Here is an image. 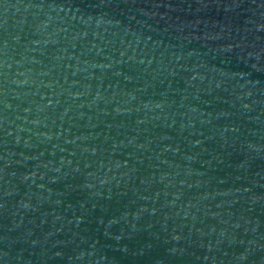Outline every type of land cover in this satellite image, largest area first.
Listing matches in <instances>:
<instances>
[{"label":"water","instance_id":"water-1","mask_svg":"<svg viewBox=\"0 0 264 264\" xmlns=\"http://www.w3.org/2000/svg\"><path fill=\"white\" fill-rule=\"evenodd\" d=\"M0 264H264V0H0Z\"/></svg>","mask_w":264,"mask_h":264}]
</instances>
